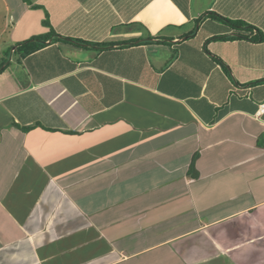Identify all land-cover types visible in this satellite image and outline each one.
<instances>
[{"label":"crops","instance_id":"obj_1","mask_svg":"<svg viewBox=\"0 0 264 264\" xmlns=\"http://www.w3.org/2000/svg\"><path fill=\"white\" fill-rule=\"evenodd\" d=\"M0 19V264H264V41L228 21L264 32V0H0ZM45 22L65 39L22 55Z\"/></svg>","mask_w":264,"mask_h":264},{"label":"trees","instance_id":"obj_2","mask_svg":"<svg viewBox=\"0 0 264 264\" xmlns=\"http://www.w3.org/2000/svg\"><path fill=\"white\" fill-rule=\"evenodd\" d=\"M228 21L235 26H238L240 28H245L246 31L250 34V36L243 34V35H245V37H247V38L250 37L255 42H263L264 41V32H262L261 30H259L255 26L250 25V24L249 25L244 24V22L238 21V20H236V21L228 20ZM45 24H49V23L45 22ZM243 35H233V37L235 38L237 36H243ZM228 37L232 38V36H219L217 38H228ZM51 38L55 41L65 39L62 36H59L50 25V30L47 34L42 35V36H35L32 39L19 44L16 49L20 53H22V55H27V54L32 53V52L38 50L39 48H41L44 45V43L48 39H51ZM72 41H75L76 43H79V44H85V43L87 44L88 43V42H86L84 40H80V39H75ZM96 45H100V44H96ZM103 45H105V44H103ZM5 62L6 61L3 60L2 63L0 64V67H2ZM192 167L193 166H191V168Z\"/></svg>","mask_w":264,"mask_h":264},{"label":"rangeland","instance_id":"obj_3","mask_svg":"<svg viewBox=\"0 0 264 264\" xmlns=\"http://www.w3.org/2000/svg\"><path fill=\"white\" fill-rule=\"evenodd\" d=\"M5 23L3 22V20L0 19V34H3L5 39L3 41H1L0 44V64L2 63L3 60H5L6 62H9L11 57L14 58L15 53L13 52V45L11 44L8 36V32L7 33H3V28H4Z\"/></svg>","mask_w":264,"mask_h":264},{"label":"built area","instance_id":"obj_4","mask_svg":"<svg viewBox=\"0 0 264 264\" xmlns=\"http://www.w3.org/2000/svg\"><path fill=\"white\" fill-rule=\"evenodd\" d=\"M263 112H264V102L260 104L257 115H261Z\"/></svg>","mask_w":264,"mask_h":264}]
</instances>
